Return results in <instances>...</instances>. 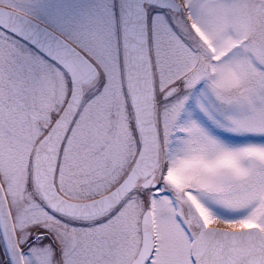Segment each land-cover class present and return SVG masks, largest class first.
I'll use <instances>...</instances> for the list:
<instances>
[{
    "label": "snow or ice",
    "instance_id": "1",
    "mask_svg": "<svg viewBox=\"0 0 264 264\" xmlns=\"http://www.w3.org/2000/svg\"><path fill=\"white\" fill-rule=\"evenodd\" d=\"M0 264H264V0H0Z\"/></svg>",
    "mask_w": 264,
    "mask_h": 264
}]
</instances>
